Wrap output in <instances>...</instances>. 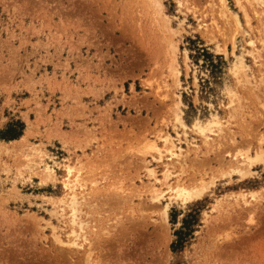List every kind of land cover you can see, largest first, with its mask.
Here are the masks:
<instances>
[{
    "label": "rangeland",
    "instance_id": "obj_1",
    "mask_svg": "<svg viewBox=\"0 0 264 264\" xmlns=\"http://www.w3.org/2000/svg\"><path fill=\"white\" fill-rule=\"evenodd\" d=\"M240 1L0 0V135L23 124L0 137L1 252L28 264H87L88 252L90 264H264V7ZM196 126L213 127L209 143ZM165 135L184 160L168 184L207 187L182 202L157 183L166 225L147 186L148 169L164 179L149 144L165 150ZM243 155L256 159L249 173L226 172ZM65 165L105 229L90 248L55 213ZM183 221L191 232L173 247Z\"/></svg>",
    "mask_w": 264,
    "mask_h": 264
},
{
    "label": "bare ground",
    "instance_id": "obj_2",
    "mask_svg": "<svg viewBox=\"0 0 264 264\" xmlns=\"http://www.w3.org/2000/svg\"><path fill=\"white\" fill-rule=\"evenodd\" d=\"M253 1H255L258 5L264 7V0H253ZM220 2L223 3L224 0H220ZM237 4L240 7H242L240 0H237ZM250 45L253 46V43L250 42ZM253 59L254 60L259 59V54L257 51L255 53V56H253ZM233 68H234L233 69L234 74L237 76V79L240 81L243 78V74H244L241 62L240 64H235ZM210 124H212L213 127H216V129L221 128L217 120L210 121ZM206 127L203 128L200 126H196V129L198 130L200 135L203 136L204 142L209 143L208 142L209 136L208 134H206V131L210 132L211 134H215L216 131L214 132V129L212 126L207 127V128ZM163 142H164L163 148H165V150H161L157 148L154 145V143L149 144V148L156 151L158 161H161L164 158L167 159V162L164 163V171L162 173V176H163L162 178H164L163 181L164 180L165 181L163 182L162 179H160L156 175V172L153 169H148L147 177H148L149 183L147 186L150 188L151 198L154 200L155 206L157 207L161 206L160 219L163 222V224L166 225L168 204H163L162 202L163 192L156 187L157 183H159L161 186L165 185L166 186L165 188L168 190V192H170L169 196H175L176 198L180 199L182 202H186L188 199L200 196L206 190L207 187L205 186L203 182L199 185L200 187H195V188L186 187L182 183H179V182L177 183L175 182L176 184L174 185L168 184V179L170 176L169 175L170 166L176 162H178V164H182L184 163V160L181 161L182 159L181 148L176 146L171 140H169L168 135H165L163 137ZM167 143L168 145H166ZM263 144H264V137H261V140L258 144V150L256 152V158H258L259 156H261V154H263L264 152ZM254 160H256L254 157L243 155L242 160L235 159L233 163H230L228 170L226 172H229L230 170V172L235 171L239 175H245L249 173V169L252 166ZM38 165H39L40 172L45 177V179L53 178L54 170L48 164H45L43 160H40V162H38ZM65 170H66V173H65L66 176L64 177L65 180H62L63 182L62 184L64 185V188H66L68 192L66 193V195L64 194L65 196L62 195L64 196L63 198H59L57 201L53 202V206L55 207V213L62 220L65 219L64 223L67 225V229H68L66 231V236L70 237L71 240L70 239L68 240H70L71 244L75 246H79V248L82 245L84 246L85 244V246L88 248L91 244V237H93L95 233L97 232L99 233V231L104 232L105 229L103 227H100L101 225L99 224V222L96 223V220L92 218L93 217L92 213L89 211L92 205L89 204L88 202L89 199H87L83 194L84 192L83 189L85 188L86 184H85V179L82 178L80 173L78 172L79 168L78 167L75 168V166H71V165H65ZM256 194L257 192H250V197L255 198ZM238 197H241L244 199L246 195L239 193ZM56 241L60 245H63L64 243L63 241L59 239H56ZM210 241H212V238H210ZM210 244L211 243H209L208 245L211 246ZM212 244L214 245L215 243L212 242ZM4 251H7V250H4ZM3 252L0 251V264L1 262L4 263L5 261L10 264H18L17 262L18 260L23 263L25 261L28 264V262L30 261V258H28V255L26 256H24L23 254L22 256L20 254L16 255V253H14L13 250H10L8 255ZM89 254L90 253L88 252V254L85 257V263L87 264H90ZM18 257H20V259H18ZM22 257L24 259H21ZM21 260H24V261H21Z\"/></svg>",
    "mask_w": 264,
    "mask_h": 264
},
{
    "label": "trees",
    "instance_id": "obj_3",
    "mask_svg": "<svg viewBox=\"0 0 264 264\" xmlns=\"http://www.w3.org/2000/svg\"><path fill=\"white\" fill-rule=\"evenodd\" d=\"M23 128V124L20 122H17L13 125H11L7 130L3 133H1L0 137L5 139H16L21 135ZM191 232V222L190 221H183V225L178 230L175 235L177 236V240L172 244L173 247L178 246L181 247L184 242L186 241L187 235Z\"/></svg>",
    "mask_w": 264,
    "mask_h": 264
}]
</instances>
